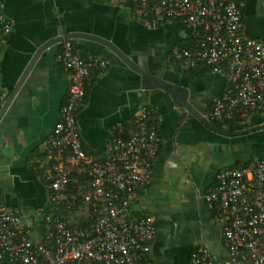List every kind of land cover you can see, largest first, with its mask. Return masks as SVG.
<instances>
[{"label": "crops", "instance_id": "obj_1", "mask_svg": "<svg viewBox=\"0 0 264 264\" xmlns=\"http://www.w3.org/2000/svg\"><path fill=\"white\" fill-rule=\"evenodd\" d=\"M133 1L3 0L2 13L11 31L0 48V105L36 49L58 32L88 34L109 42L144 75L129 69L103 45L72 40L82 57L92 54L108 62L105 71L90 72L91 83L76 113L83 151L101 158L110 127L127 124L140 106H147L155 117L160 147L152 163L150 185L131 208L153 217L155 235L149 261L188 264L194 245L221 259L224 249L219 227L201 196L218 171L264 155L243 160L244 134L215 133L182 107L186 103L204 118L211 99L224 86L223 77L180 72L169 52L189 41L190 26L171 21L147 30L132 19ZM239 4L243 35L263 40L264 0H239ZM58 48V44L51 45L38 55L0 116V207L17 211L26 225L48 201L49 190L43 187L38 171L46 163L48 140L68 85L67 72L54 60ZM242 125L223 124L218 129L235 133L243 130ZM73 216H68V222L84 218V214L74 220ZM41 230L31 238L38 241Z\"/></svg>", "mask_w": 264, "mask_h": 264}, {"label": "built area", "instance_id": "obj_2", "mask_svg": "<svg viewBox=\"0 0 264 264\" xmlns=\"http://www.w3.org/2000/svg\"><path fill=\"white\" fill-rule=\"evenodd\" d=\"M2 2L0 48L11 31ZM131 16L147 30L171 21L190 26V48L173 46L169 56L181 72L204 69L223 77L224 86L204 116L207 122L245 124L264 115V39L243 35L239 0H134ZM58 46L54 60L67 72L68 85L42 167L47 206L34 213L30 225L17 211L0 207V264H151L153 217L131 206L150 185L160 147L153 112L140 106L127 124L110 127L101 158L86 154L76 113L90 72L105 71L108 62L92 54L82 57L70 40ZM201 198L219 227L224 257L194 245L188 264H264V157L218 171ZM77 210L91 214L86 228H71L63 220ZM39 228L41 237L33 240Z\"/></svg>", "mask_w": 264, "mask_h": 264}, {"label": "water", "instance_id": "obj_3", "mask_svg": "<svg viewBox=\"0 0 264 264\" xmlns=\"http://www.w3.org/2000/svg\"><path fill=\"white\" fill-rule=\"evenodd\" d=\"M74 39H81V40H89V41H93L96 42L100 45H103L104 47H106L110 52H112L116 57H118L125 65H127V67L129 69H131L132 71H134L135 73L140 74L141 76L144 75L143 71H141L134 63H132L131 61L128 60L127 57H124L119 51H117V49H115L109 42L100 39L96 36L93 35H88V34H82V33H67L64 35H61L60 32L57 33L56 37L44 42L43 44H41L36 51L34 52L31 60L29 61V64L27 65V67L25 68L23 74L21 75L20 79L18 80V82L15 84V86L13 87V89L11 90V92L9 93V95L6 97V99L4 100V102L0 105V116L3 114L6 106L8 105L10 99L12 98L14 92L16 91L17 87L19 86L21 80L24 78L25 74L27 73V71L29 70L30 66L33 64V62L35 61V59L38 57V55L45 50L46 48H48L51 45L54 44H58L62 41H66V40H74ZM182 107L188 112L190 113L193 117H195L198 121H200L207 129L221 134V135H242V134H247L250 132H254V131H258L261 129H264V123L257 125L255 127H250L244 130H240L238 132L235 133H228L226 131L220 130L216 127H214L213 125H211L209 122H207L203 117H201L198 113H196L189 105H187L186 103H184L182 105ZM2 154H5V151L3 149Z\"/></svg>", "mask_w": 264, "mask_h": 264}, {"label": "rangeland", "instance_id": "obj_4", "mask_svg": "<svg viewBox=\"0 0 264 264\" xmlns=\"http://www.w3.org/2000/svg\"><path fill=\"white\" fill-rule=\"evenodd\" d=\"M263 118H261L264 122V115H261ZM259 121H261L257 116L251 117L245 125H242L243 130L247 129L249 127H255L258 125ZM262 124V123H261ZM223 125V124H222ZM220 126L222 128L223 126ZM244 137V143H246V146L244 147V151L242 153L243 160H248L250 158H259L264 155V150L261 147H264V129L250 132L247 134L242 135ZM260 148V150H259ZM263 150V151H262ZM213 184V183H212ZM211 184V185H212ZM210 185V186H211ZM81 215H86L84 210H77L72 215L73 220L77 219ZM82 216H80L81 218ZM79 219V218H78ZM212 219V218H211Z\"/></svg>", "mask_w": 264, "mask_h": 264}, {"label": "trees", "instance_id": "obj_5", "mask_svg": "<svg viewBox=\"0 0 264 264\" xmlns=\"http://www.w3.org/2000/svg\"><path fill=\"white\" fill-rule=\"evenodd\" d=\"M71 43L73 42L72 40L70 41ZM192 43H193V41H192V39L190 38L189 39V41L187 42V43H185V44H183V45H178V46H182V47H185V48H190V46L192 45ZM181 72V71H180ZM183 73H191L192 74V77H200V76H203L204 74H206L207 73V71L206 70H204V69H202V70H200V69H197V70H191V71H188V72H183ZM261 121H259V123H258V125H260L261 123H264L263 122V120L261 119V118H263L261 115H258L257 116ZM226 124H228V123H226ZM211 125H213L214 127H217V128H220V126L222 125V124H220V123H214V122H211ZM225 125V124H224ZM249 127V126H248ZM34 167H36L37 168V166L35 165ZM37 171H36V169L34 170V173H36ZM39 173V177H41V174H42V169L41 170H39L38 171ZM37 174V173H36ZM41 179H42V177H41ZM42 181V184H43V187L45 188V190H47V183L42 179L41 180ZM86 215H84V218H80L79 220H77L76 221V223H70L69 222V226L71 227V228H86L88 225H89V223H90V221H91V214H89V213H85ZM63 216V215H62ZM66 216L63 218V220L64 221H66V222H68L66 219ZM42 232H43V230H41Z\"/></svg>", "mask_w": 264, "mask_h": 264}]
</instances>
